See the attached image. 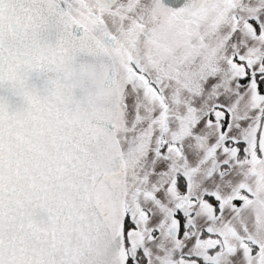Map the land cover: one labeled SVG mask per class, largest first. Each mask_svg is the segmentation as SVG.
Returning a JSON list of instances; mask_svg holds the SVG:
<instances>
[{
    "label": "snow or ice",
    "instance_id": "6c2138e0",
    "mask_svg": "<svg viewBox=\"0 0 264 264\" xmlns=\"http://www.w3.org/2000/svg\"><path fill=\"white\" fill-rule=\"evenodd\" d=\"M0 264H264V0H0Z\"/></svg>",
    "mask_w": 264,
    "mask_h": 264
}]
</instances>
